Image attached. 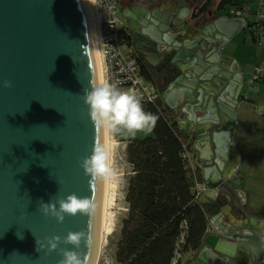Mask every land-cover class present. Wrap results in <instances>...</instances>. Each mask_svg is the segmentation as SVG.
Instances as JSON below:
<instances>
[{"label": "water", "instance_id": "water-1", "mask_svg": "<svg viewBox=\"0 0 264 264\" xmlns=\"http://www.w3.org/2000/svg\"><path fill=\"white\" fill-rule=\"evenodd\" d=\"M130 5L124 17L133 50L155 67L179 127L209 146L222 168L220 157L233 154L231 134L245 93L256 89L230 52L245 19L206 4L193 14L158 0ZM92 30L85 0H0V264H59L63 249L76 251L81 264L98 263L106 180L89 183L80 166L95 144L106 146L105 130L91 122L84 103L85 90L100 83ZM223 173L215 184L205 182L215 199L201 201L218 211L221 198H237L234 174ZM72 193L92 199L91 216L58 222L40 211L41 201ZM238 219L239 232L215 227L196 264H264V216L241 209ZM69 231L85 234L79 249L63 243ZM53 236L61 242L48 252Z\"/></svg>", "mask_w": 264, "mask_h": 264}, {"label": "trees", "instance_id": "trees-1", "mask_svg": "<svg viewBox=\"0 0 264 264\" xmlns=\"http://www.w3.org/2000/svg\"><path fill=\"white\" fill-rule=\"evenodd\" d=\"M226 7L247 10L244 2L221 0L218 10ZM137 58L142 75L154 83L152 71ZM146 112L158 120L150 134L128 141L132 175L126 195L128 211L116 243L117 264H173L178 253L196 254L205 244L215 213L196 196V183L204 181L199 169L192 170L185 158L192 152L190 137L176 116L159 100Z\"/></svg>", "mask_w": 264, "mask_h": 264}, {"label": "crops", "instance_id": "crops-1", "mask_svg": "<svg viewBox=\"0 0 264 264\" xmlns=\"http://www.w3.org/2000/svg\"><path fill=\"white\" fill-rule=\"evenodd\" d=\"M158 1L165 6V9L170 11H176L177 8H188L190 14H193L196 8H200L205 4L208 5V10H215L218 8L221 0ZM236 1L244 2L246 4L247 10L243 12V19H245L247 27L238 32L231 40L230 52L240 65L245 77L248 78L249 74H252L255 69L264 67V47L261 49L259 48L260 46L253 44L249 30V26L254 20V14L257 8L256 0H254V7L250 6L252 0ZM130 6V0H121L120 19L126 25L129 24V21L124 15L129 14ZM228 10L229 7H226L222 14L227 15ZM123 33L126 45L133 49L131 41L128 39L130 31L124 29ZM141 59L144 65L153 73V84L160 95L159 102L164 108L175 115L174 102H166V98L161 92L163 84L158 80L155 67L148 62L143 61V57H141ZM255 88V90L245 93V108L239 113L238 121L231 134L230 148L233 154H227L225 151L223 157H220V161L223 164L222 168H219L216 165L215 153L209 146L200 144L199 138H192L187 130H183L190 137L192 148L190 155L192 156V164L194 168L199 169L204 182L215 184L222 177L224 171H229L231 173L230 175L234 174L235 176L232 180V184L236 188V202H232L230 199L221 198L225 203L218 208L220 209V212L217 208L209 207L211 210L219 212V215H213L210 218V228L213 230L216 226L220 225L224 232H227L226 228L227 230L229 228L233 229L230 233L239 232L237 228L241 226V221L238 219L239 216H241V209L251 213L254 218L264 216V82L256 84ZM183 125L186 128L189 125L191 128H200L198 125H193L188 122H184ZM232 157L235 158L236 163L238 164L235 173L233 171L234 168L231 169V167L235 165L232 161ZM208 198L214 200L215 194L209 190L204 192L200 197V202L206 201ZM209 237L210 236H208L207 239ZM194 256L196 258V254H194ZM195 261L196 260L194 259V264H196Z\"/></svg>", "mask_w": 264, "mask_h": 264}, {"label": "clouds", "instance_id": "clouds-1", "mask_svg": "<svg viewBox=\"0 0 264 264\" xmlns=\"http://www.w3.org/2000/svg\"><path fill=\"white\" fill-rule=\"evenodd\" d=\"M11 81H4L3 87L11 88ZM84 103L88 106L91 122L100 129L109 133L125 132L135 137L138 132L150 134L157 123L158 117L150 112H145L140 99L131 91H120L115 85L102 82L85 90ZM80 166L89 183L97 180H107L113 175L111 156L107 147L97 143L93 146L89 156L82 158ZM58 204V207H57ZM40 211L45 216H52L58 222H63L65 216L77 215L91 216L95 210L94 203L89 197H80L75 193L60 198L56 202L39 204ZM48 239V252L56 251L61 242L59 236ZM85 234L82 231H69L63 243L70 244L74 249H79ZM37 245L38 242L36 241ZM39 247H43L39 245ZM63 258L59 264H81L80 257L74 250L63 249Z\"/></svg>", "mask_w": 264, "mask_h": 264}, {"label": "built area", "instance_id": "built-area-1", "mask_svg": "<svg viewBox=\"0 0 264 264\" xmlns=\"http://www.w3.org/2000/svg\"><path fill=\"white\" fill-rule=\"evenodd\" d=\"M120 2L121 0H89L88 3L92 29H94L95 51L100 59V80L101 83L106 81L115 85L120 91L134 93L146 112L147 107L158 101L160 95L155 85L142 75L137 55L126 45L123 33L125 23L120 19ZM256 5L254 20L249 28L251 41L257 46L264 47V0H256ZM227 15L230 18H244V13L235 7H229ZM262 82H264V67L255 69L248 79L250 86ZM119 133V136H122L121 139L128 141L147 135L138 132L135 137H132L125 132ZM185 158L190 168L194 170L188 153L185 154ZM194 189L199 199L204 192L208 191L205 182H197ZM214 231L215 229L209 226L208 235H213Z\"/></svg>", "mask_w": 264, "mask_h": 264}, {"label": "rangeland", "instance_id": "rangeland-1", "mask_svg": "<svg viewBox=\"0 0 264 264\" xmlns=\"http://www.w3.org/2000/svg\"><path fill=\"white\" fill-rule=\"evenodd\" d=\"M253 3V4H252ZM251 7H254L255 1L252 0ZM257 7V6H256ZM257 10V8H256ZM263 48V47H259ZM109 145L108 151L111 156V167L113 175L109 178V196L111 195V209L109 211L107 231L103 240V246L97 264H117L116 243L119 238L122 221L125 218L128 205L126 201L128 181L131 177V167L127 159L128 140L121 139L120 133L107 132ZM192 254L178 253L174 259V264H186L187 261H194ZM192 264V263H191Z\"/></svg>", "mask_w": 264, "mask_h": 264}, {"label": "bare ground", "instance_id": "bare-ground-1", "mask_svg": "<svg viewBox=\"0 0 264 264\" xmlns=\"http://www.w3.org/2000/svg\"><path fill=\"white\" fill-rule=\"evenodd\" d=\"M88 3H89V0H85L86 7H88L87 9L89 10ZM89 12H90V10H89ZM92 31H93V36H94V29ZM94 44H95V38H94ZM95 47H96V45H95ZM96 56H97L98 67H99V70H100V59H99L97 53H96ZM100 83H101V80H100ZM105 136H106V147L108 149V145L110 143H109V140H108L107 131H105ZM108 183H109V179H107L105 181V199H104L102 226H101L100 250H101V248L103 246V240H104V237H105V232L107 231L108 218H110L109 211L111 209V207H110L111 206V204H110L111 203V195L109 196L110 190H109Z\"/></svg>", "mask_w": 264, "mask_h": 264}, {"label": "flooded vegetation", "instance_id": "flooded-vegetation-1", "mask_svg": "<svg viewBox=\"0 0 264 264\" xmlns=\"http://www.w3.org/2000/svg\"><path fill=\"white\" fill-rule=\"evenodd\" d=\"M130 48V47H129ZM132 49V48H131ZM133 50V49H132ZM134 51V50H133ZM134 53L137 55V56H139L135 51H134ZM207 236H211V235H207ZM192 264H194V262H192Z\"/></svg>", "mask_w": 264, "mask_h": 264}]
</instances>
